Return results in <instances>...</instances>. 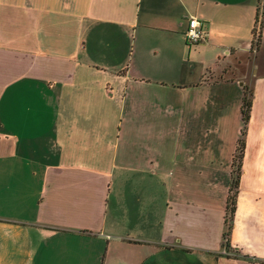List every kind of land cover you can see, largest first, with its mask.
<instances>
[{
  "label": "crops",
  "instance_id": "crops-1",
  "mask_svg": "<svg viewBox=\"0 0 264 264\" xmlns=\"http://www.w3.org/2000/svg\"><path fill=\"white\" fill-rule=\"evenodd\" d=\"M258 5L0 0V264H264Z\"/></svg>",
  "mask_w": 264,
  "mask_h": 264
},
{
  "label": "trees",
  "instance_id": "trees-1",
  "mask_svg": "<svg viewBox=\"0 0 264 264\" xmlns=\"http://www.w3.org/2000/svg\"><path fill=\"white\" fill-rule=\"evenodd\" d=\"M245 88L246 90L242 105V115H243L242 118L244 121V126L242 128V135L239 139L236 152L234 153V168L232 171V182L230 186V193L227 204L226 228L224 231V244L226 246H228L229 244L230 231L232 228L233 216L236 207V196L238 192L239 177L241 173V162L245 147V140L243 135L245 133V127L250 116V109L252 105V100H251L252 92L248 86H246Z\"/></svg>",
  "mask_w": 264,
  "mask_h": 264
},
{
  "label": "built area",
  "instance_id": "built-area-1",
  "mask_svg": "<svg viewBox=\"0 0 264 264\" xmlns=\"http://www.w3.org/2000/svg\"><path fill=\"white\" fill-rule=\"evenodd\" d=\"M264 19V0H259L258 12L256 17V23L254 27V45L259 44L262 35V26ZM189 25L186 30V37L188 42L195 43L202 40L206 36L205 29L203 27V19L197 15L189 17ZM227 251V248L224 249Z\"/></svg>",
  "mask_w": 264,
  "mask_h": 264
}]
</instances>
